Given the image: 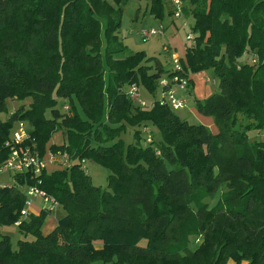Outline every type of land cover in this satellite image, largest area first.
Segmentation results:
<instances>
[{
    "label": "trees",
    "instance_id": "obj_1",
    "mask_svg": "<svg viewBox=\"0 0 264 264\" xmlns=\"http://www.w3.org/2000/svg\"><path fill=\"white\" fill-rule=\"evenodd\" d=\"M126 1L0 0V164L19 120L27 143L74 161L0 184V224L20 221L23 235L15 244L0 234V264H264V140L250 139L264 130V0H189L196 45L187 40L183 65L219 79L218 92L195 100L217 133L167 105L129 98L131 83L155 93L173 73L143 51L125 54ZM167 2L150 0L151 12L188 14L185 0L178 18ZM27 98L2 118L8 100ZM59 130L65 142L50 143ZM82 159L109 169L107 187L93 183ZM28 185L66 211L46 235L47 211L21 215Z\"/></svg>",
    "mask_w": 264,
    "mask_h": 264
},
{
    "label": "rangeland",
    "instance_id": "obj_2",
    "mask_svg": "<svg viewBox=\"0 0 264 264\" xmlns=\"http://www.w3.org/2000/svg\"><path fill=\"white\" fill-rule=\"evenodd\" d=\"M109 2H111L114 5H117L116 0H108ZM123 5V16H122V23H121V27L118 31V37L119 40L122 41L123 43H125V45H127V49L124 51L125 54H129L131 51L136 52V51H143L146 53L147 57H156L159 59V61L164 65V67H166L167 69H171L172 67H174L176 60H174L173 57V52L172 50H168L165 49L166 45H169V48H174L172 45L169 44V40H168V34L169 33H173L174 28L172 26H169L166 28V31L164 34L162 35H158V36H154L149 40H144L141 36V30L144 28H150L152 26H158L161 22H166L169 23V21L172 19V17L168 14V12L166 11V15L164 16V18H159L157 16H155L151 10H150V0H127L126 2H124ZM168 5V8L172 7V4L168 1L166 6ZM189 6H190V2L189 0H185V6H184V11L188 12L184 13V15L179 19H177L176 24L179 27L177 30V33H175V37H178L179 40L185 42L186 41V37L189 33L193 32V24H194V17L192 16V14L189 13ZM106 39L105 36L103 37V42H102V46H101V52L103 53V57L105 56V47L107 45L106 43ZM175 52L177 53V55L179 57H181L182 59V63H187V55L185 57L182 58L180 52H178V50H175ZM119 55V54H116ZM122 55V54H120ZM124 56V55H123ZM246 57V56H244ZM154 58V60L156 59ZM250 62H252V59L249 57L248 58ZM186 60V61H185ZM152 64H154V61L151 62ZM198 73H201V71L199 72H195L192 73L193 74H197L195 75V80L197 83V89L200 86L199 84V79H204V83L206 84V74H208V76L211 77V80L213 81L214 79L216 80V83L210 82L208 85L210 87V93H216L219 91V79L214 75L212 70H208L206 73L203 72L202 75H199ZM191 75V76H192ZM214 75V76H213ZM106 78H108V73H106ZM193 84V82H192ZM207 85V84H206ZM196 85L194 86L195 90ZM140 89H141V96L142 98L145 99H152L154 98L152 93L144 86V85H140ZM160 90H158L157 92H159ZM151 94V95H149ZM156 94V93H155ZM194 93H192L191 95V99L189 101V104L187 107H193V102L195 99L193 98ZM31 103V98H27L23 101L20 100H8V111L2 113V117L7 118L9 115V112L12 109H16L19 106H21L22 104L28 105ZM195 103V102H194ZM69 104L67 103L65 100H62L61 103L59 104V107L61 109V111H65V105ZM196 106V104H195ZM185 109H173L176 113H178L182 118H186L188 120H190V122H192V116L188 111V108ZM151 133L153 132V130L150 131ZM253 133H256L253 132ZM125 141L127 143L130 142H134V128H128V130L124 133L123 135ZM251 140H264V130L259 131L258 132V136L255 134H251ZM55 142L57 144H62V142H65V138L63 135L62 130L56 131L51 140L50 143ZM54 151V150H53ZM57 151H62V150H57ZM48 153V152H47ZM46 153V154H47ZM86 165H87V173L91 176L92 181L94 184L96 185H100L103 188L107 187L108 181H107V177H108V173H109V169L105 168L104 166L93 162L92 160L87 161L86 160ZM56 168H60V167H56L53 166L52 168L47 169V171L49 170H53ZM14 172L12 171H0V183L4 184V183H13L14 182ZM219 196L215 197L212 205H216L218 202ZM242 264L247 263V260H244L241 262ZM232 264H239L236 262H232Z\"/></svg>",
    "mask_w": 264,
    "mask_h": 264
},
{
    "label": "built area",
    "instance_id": "obj_3",
    "mask_svg": "<svg viewBox=\"0 0 264 264\" xmlns=\"http://www.w3.org/2000/svg\"><path fill=\"white\" fill-rule=\"evenodd\" d=\"M175 9V17H180L183 13L184 0H167ZM166 24L161 22L158 26L144 28L141 30V36L144 40H149L154 36L162 35L166 31ZM194 33L187 35V40L191 45H196V38ZM165 49H170L173 52L174 60H176L174 67L170 70L173 75L166 73L159 81L158 97L153 101H147L141 97L140 86L138 83H131L128 89L129 98L136 104L142 107H153L156 102L162 105H167L172 109H185L189 104V94L191 87V73L186 72L181 58L177 55L174 49L165 46ZM257 57H252V63L256 64ZM70 104L65 105V110H69ZM148 135V142L152 140L149 128H146ZM30 138L28 125L24 120H19L15 129L12 132L11 138L6 145L10 148V153L7 159L0 164V171H12L14 173H32L34 176L43 171L52 168L53 166L70 168L73 164V159L68 152L49 150L47 154L41 153L34 142L27 143ZM82 167L86 171V159H82ZM87 172V171H86ZM26 201L21 210L23 218H28L31 215V207L34 204L35 198L39 197L46 203H51L49 209L52 210L59 206L56 197L48 194L45 190L39 188L37 185H28L25 188ZM20 221L15 224L19 225Z\"/></svg>",
    "mask_w": 264,
    "mask_h": 264
},
{
    "label": "crops",
    "instance_id": "obj_4",
    "mask_svg": "<svg viewBox=\"0 0 264 264\" xmlns=\"http://www.w3.org/2000/svg\"><path fill=\"white\" fill-rule=\"evenodd\" d=\"M184 15V14H183ZM172 17V16H171ZM181 18V17H180ZM179 18V19H180ZM176 21L177 19H171L169 21V23H166L164 22L167 27L169 26H172L174 28V31L173 33H169L168 34V40H169V44L172 45L174 48V50H178V52H180L182 58L186 56L187 54V47H188V41L186 39L185 42L179 40L178 37H175V33H177V30H178V26L176 24ZM125 44V43H124ZM180 56V55H179ZM181 58V57H180ZM182 60V59H181ZM243 60V58L241 59ZM186 61V60H185ZM166 68V67H165ZM167 69V68H166ZM208 70H212L213 73H214V70L213 69H208ZM208 70H203L201 71V73H198L199 75H202L203 72H207ZM192 75V73H191ZM195 75L197 74H193L191 76V79L193 81V84H191V87H190V94H189V101L191 99V95L192 93H194L195 96H193V98L195 97L196 99H205V98H208L212 95V93H210V87H209V83L210 82H213V83H216V80L214 79L213 81L211 80V77L208 76V74H206V84L204 83V79H199V84L200 86L198 87L197 89V83H196V80L194 79L195 78ZM215 75V73H214ZM213 75V76H214ZM216 76V75H215ZM196 85V88L195 90L194 89V86ZM156 93V94H155ZM155 93H152L153 97L154 98H150V99H145L147 101H153L155 100L157 97H158V92L156 90ZM140 94H141V89H140ZM214 94V93H213ZM151 95V94H149ZM142 97V96H141ZM194 98V99H195ZM195 99V100H196ZM194 100V102H195ZM15 102V101H14ZM193 102V107H187L188 108V111L189 113L191 114L192 116V122L191 123H201L205 126H207L212 132L214 133H217L218 132V127L215 123V120L212 116H205L203 114H201L196 106H195V103ZM190 105V104H189ZM15 109V108H14ZM13 110V109H12ZM11 110V111H12ZM10 111V112H11ZM3 119H5V117H2ZM188 120V119H187ZM190 122V120H188ZM52 143H55V142H52ZM64 143V142H62ZM50 149H47V151L45 152V154L47 152H49ZM87 161H90L89 159H87ZM109 174V173H108ZM15 181V180H14ZM8 183V182H7ZM1 184V183H0ZM6 184V183H4ZM2 185V184H1ZM52 207L51 206V203H46L45 201H43V199L37 197L35 198V201H34V204L32 205L31 207V214H40L42 211H47L49 214L46 218V221H45V224L43 225V233L46 235L48 234L49 232H51L58 224V221L59 219L66 213V211L64 210V208L59 205L57 207H55L54 209L50 210L49 208ZM0 234H6V235H9L13 242L16 244L17 241L23 237V235L21 234V232L19 231V226L17 224H12V225H1L0 224ZM232 262L234 261H231L230 264H232ZM110 264V263H108ZM239 264H242V263H239ZM245 264H249L248 261L247 263Z\"/></svg>",
    "mask_w": 264,
    "mask_h": 264
}]
</instances>
